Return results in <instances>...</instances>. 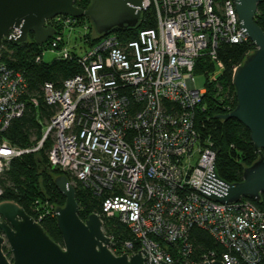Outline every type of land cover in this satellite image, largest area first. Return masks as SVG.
I'll list each match as a JSON object with an SVG mask.
<instances>
[{
	"label": "built area",
	"instance_id": "built-area-1",
	"mask_svg": "<svg viewBox=\"0 0 264 264\" xmlns=\"http://www.w3.org/2000/svg\"><path fill=\"white\" fill-rule=\"evenodd\" d=\"M149 9L156 28L139 32L125 46L107 36L78 56L80 73L61 89L44 85L45 101L56 112L30 150L2 138L26 109L27 82L0 59V174L13 158L38 152L51 137L49 164L105 196L103 214L119 216L129 227L139 251L148 254L146 264H153L151 256L156 264H264V210L251 202L220 204L198 191L214 159L216 164V152L196 128L207 88L196 89L194 73L198 61L207 59L214 69L203 74L209 85L216 84L224 70L219 46L250 41L240 30L235 0H143L142 14ZM75 23L66 16L47 21L63 29L48 41L56 58H72L65 32L74 31ZM10 34L21 32L13 28ZM46 206V214L37 209L39 224L48 213L55 216L54 206ZM193 228L206 231L224 251L192 262ZM133 248L131 241H112L110 249L121 256L137 254Z\"/></svg>",
	"mask_w": 264,
	"mask_h": 264
},
{
	"label": "trees",
	"instance_id": "trees-1",
	"mask_svg": "<svg viewBox=\"0 0 264 264\" xmlns=\"http://www.w3.org/2000/svg\"><path fill=\"white\" fill-rule=\"evenodd\" d=\"M91 4L92 0H75V6L82 10H87ZM255 22L264 31V0L258 5ZM85 25H88V32H79L78 38L76 37L84 45L78 49L73 48L71 59L55 58L50 63L44 62L43 53L48 50L50 42L39 47L34 41L33 34L24 44L15 45L11 42H4L1 61L10 68L21 71L27 82V89L22 98L26 103V109L23 115L15 119L2 135L3 140L11 146L26 151L38 144L42 139L44 127L51 122L56 112L55 108L45 101L44 85L51 83L57 89H61L66 80L80 73L78 56L107 38L97 35L94 26L86 18L76 19L74 31L77 28L83 29ZM156 25L155 13L149 9L142 14L139 26L126 30L114 29L109 36L115 37L125 46L135 41L139 32L154 29ZM52 28L57 31V34L62 35V28L55 26ZM255 49L256 47L251 41L243 44L222 43L219 46L217 55L224 64V70L216 84L209 85L206 82L207 92L196 114V128L201 135V140L203 142L209 140L216 152L217 174L229 184L242 182L244 169L253 165L260 158L259 152L255 150L251 142L250 132L242 124L236 120L225 121L216 118L226 115L236 108L237 99L232 85L233 74L235 69L244 62L247 54ZM37 58L41 59L40 63L36 62ZM213 69L214 66L210 61L200 59L195 74ZM33 101H37L38 105L35 106ZM52 146L53 139L49 137L38 152L24 153L11 160L9 166L0 174V189L2 191L0 202H15L27 214L37 219V209L46 214L49 210L47 204L54 208L65 205V198L56 188L54 181L56 177L66 175L76 191L80 218L85 221L91 214H98L103 220L105 234L112 239L115 245L131 241L134 244L133 250L139 251L140 244L135 241L129 227L121 222L120 217L107 218L103 214L102 204L105 196L96 195L69 174L58 168H53L49 164L48 152ZM262 154L264 155V151ZM242 201L251 202L260 210H264V195L260 202L249 199ZM41 225L54 242L63 244L53 212L44 217ZM189 238L195 250L196 258L192 260L194 263H201L202 257L212 250L224 251L212 236L199 228H193ZM166 248L172 251L171 245H166ZM5 251L8 253V249ZM8 255L11 256L9 253Z\"/></svg>",
	"mask_w": 264,
	"mask_h": 264
},
{
	"label": "water",
	"instance_id": "water-1",
	"mask_svg": "<svg viewBox=\"0 0 264 264\" xmlns=\"http://www.w3.org/2000/svg\"><path fill=\"white\" fill-rule=\"evenodd\" d=\"M261 2L235 0L240 30L256 49L247 54L234 71L232 85L237 99L236 108L216 117L242 124L250 132L251 142L260 158L244 169L243 181L234 184L218 176L214 159L212 172H208L198 191L220 204H235L243 199L260 202L264 195V31L255 22ZM142 12L143 0H92L87 10L76 7L75 0H0V59L4 42L24 44L33 34L37 46L45 45L57 34L54 28L47 26V21L58 16L86 18L97 35L107 37L114 29L139 26ZM13 28L20 30V36L10 34ZM54 184L65 198V205L55 208L63 244L54 242L42 225L17 203L2 201L0 264H146L148 254L144 250L134 255L113 254L110 249L112 241L103 230L101 216L91 214L85 221L80 218L76 191L66 175L56 177ZM5 248L9 249L10 259ZM151 261L156 264L152 256Z\"/></svg>",
	"mask_w": 264,
	"mask_h": 264
},
{
	"label": "rangeland",
	"instance_id": "rangeland-1",
	"mask_svg": "<svg viewBox=\"0 0 264 264\" xmlns=\"http://www.w3.org/2000/svg\"><path fill=\"white\" fill-rule=\"evenodd\" d=\"M87 27L88 28V25H85L84 28ZM84 28H77L75 29V31H70V30H67L65 32V41L67 42V45L70 47V48H74V47H80V46H83L84 44L81 43V42H78L79 39H76V37L79 35V32L81 33L83 31V33H87L85 32ZM77 32V33H76ZM82 35V34H80ZM78 38V37H77ZM50 42L52 41V39L49 40ZM73 50V49H72ZM84 54V53H83ZM57 57L56 53L52 52V51H45L44 52V55H43V61L46 62V63H50L52 62L55 58ZM194 80H195V86H196V89L201 91V90H204L205 87H206V82H207V78H206V75L203 74V73H194ZM197 161V160H196ZM195 161V163H196ZM107 217V216H105ZM108 218V217H107Z\"/></svg>",
	"mask_w": 264,
	"mask_h": 264
}]
</instances>
